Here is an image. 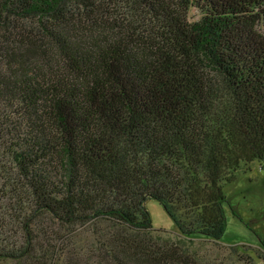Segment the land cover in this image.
Here are the masks:
<instances>
[{
    "label": "trees",
    "instance_id": "obj_1",
    "mask_svg": "<svg viewBox=\"0 0 264 264\" xmlns=\"http://www.w3.org/2000/svg\"><path fill=\"white\" fill-rule=\"evenodd\" d=\"M253 160L264 0H0V264H264L221 241Z\"/></svg>",
    "mask_w": 264,
    "mask_h": 264
},
{
    "label": "rangeland",
    "instance_id": "obj_2",
    "mask_svg": "<svg viewBox=\"0 0 264 264\" xmlns=\"http://www.w3.org/2000/svg\"><path fill=\"white\" fill-rule=\"evenodd\" d=\"M189 16L197 18L198 13L191 9ZM225 230L223 243L248 244L259 246L264 239V161L242 162L234 171L233 178L224 188ZM144 207L154 228L176 233V226L160 202L147 198ZM223 251L220 246L205 244V248Z\"/></svg>",
    "mask_w": 264,
    "mask_h": 264
}]
</instances>
